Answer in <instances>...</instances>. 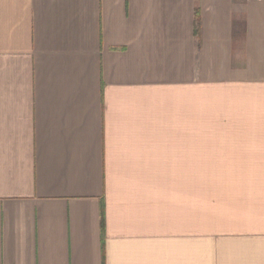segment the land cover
Listing matches in <instances>:
<instances>
[{"label":"crops","instance_id":"crops-1","mask_svg":"<svg viewBox=\"0 0 264 264\" xmlns=\"http://www.w3.org/2000/svg\"><path fill=\"white\" fill-rule=\"evenodd\" d=\"M0 264H264V0H0Z\"/></svg>","mask_w":264,"mask_h":264},{"label":"rangeland","instance_id":"rangeland-1","mask_svg":"<svg viewBox=\"0 0 264 264\" xmlns=\"http://www.w3.org/2000/svg\"><path fill=\"white\" fill-rule=\"evenodd\" d=\"M235 175L234 170L198 169L196 170L198 196H220L222 180ZM202 218H198V239L203 240L204 224Z\"/></svg>","mask_w":264,"mask_h":264}]
</instances>
